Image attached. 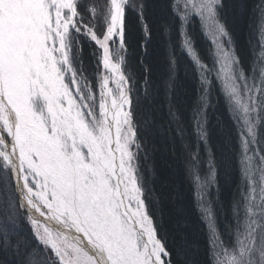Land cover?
<instances>
[{
    "label": "snow or ice",
    "instance_id": "6c2138e0",
    "mask_svg": "<svg viewBox=\"0 0 264 264\" xmlns=\"http://www.w3.org/2000/svg\"><path fill=\"white\" fill-rule=\"evenodd\" d=\"M224 7L223 0H0V264H199L179 193L156 187L148 163L151 67L141 60L137 76L129 62L130 18L147 41L155 10L178 26L205 90L213 75L221 85L239 132L243 189L227 240L205 199L225 161L210 152L202 181L199 152L189 157L209 233L204 264H264V0L256 8L259 51L246 67ZM197 18L212 66L185 31Z\"/></svg>",
    "mask_w": 264,
    "mask_h": 264
},
{
    "label": "trees",
    "instance_id": "16d2710c",
    "mask_svg": "<svg viewBox=\"0 0 264 264\" xmlns=\"http://www.w3.org/2000/svg\"><path fill=\"white\" fill-rule=\"evenodd\" d=\"M223 2V22H226L235 51L246 67L253 59L254 51H259V13L256 8L261 0ZM147 23L151 35L145 41L139 21L130 18L129 42L133 47L128 52L132 71L137 76L142 71L141 60L151 67V112L154 123L148 138V150L152 151L150 161L154 166L155 186L174 189L179 193L187 217L188 238L193 242L194 250L199 248V264H204L208 236L200 215L191 205L192 188L187 173V157L193 153L191 147L196 142L193 126L198 109L202 108L205 117L208 146L212 155L217 162L225 161L223 166L219 163L217 166L214 188L216 197L212 203L216 223L221 231L226 227L231 203L240 189L237 134L226 99L214 85V88L208 90L206 103L202 104L203 93L198 72L180 44L178 26H174L171 19L159 10L149 14ZM165 25L169 26L167 32L164 30ZM195 25L190 24L194 50L201 61L208 63L210 46L200 36ZM21 227L27 235V226Z\"/></svg>",
    "mask_w": 264,
    "mask_h": 264
},
{
    "label": "rangeland",
    "instance_id": "374dc122",
    "mask_svg": "<svg viewBox=\"0 0 264 264\" xmlns=\"http://www.w3.org/2000/svg\"><path fill=\"white\" fill-rule=\"evenodd\" d=\"M190 24H192V25H194V24H196L195 26L199 29V31L198 32H200V36L201 37H204V39H205V41L208 43V45L210 46V48H208L209 49V61H208V63H206V64H208L209 66H212L213 64H214V60L210 57V52L211 51H213V49H212V45H211V42H210V38H207V37H205V35H203L202 34V32H203V30H202V27H201V24H200V22H199V19L197 18V19H195V20H192V21H190L189 22V24L185 27V31H187V33L189 34V36L191 37V39H192V34H191V27H190ZM190 29V30H189ZM198 32H196V33H198ZM198 35V34H197ZM179 39H180V44L182 45V39L179 37ZM193 42V41H192ZM183 47V46H182ZM91 47H89L88 49H87V51H86V53H85V56L87 57L88 55H89V53L91 52ZM183 50H184V52L186 53V55L190 58V60L192 61V58L190 57V55L187 53V51L184 49V47H183ZM194 54H196V51L194 50ZM197 55V54H196ZM203 62V61H202ZM192 63H193V61H192ZM205 63V62H204ZM194 64V63H193ZM85 66L86 67H91V62L90 61H88L87 59H86V61H85ZM195 66V65H194ZM198 76H199V80H200V75L198 74ZM200 84H201V80H200ZM215 86V88L218 90V93H220V94H222L223 96H224V94H223V92H222V90H221V85L216 81V79H215V77H214V75L213 76H211L210 77V84L207 86V88H206V90H205V86L204 85H202L201 84V88H202V93H203V105L206 103V98H207V95H208V90L210 89V88H214V86ZM224 98H225V96H224ZM226 99V98H225ZM226 102H227V105H228V108H229V104H228V101L226 100ZM229 111H230V108H229ZM230 117H231V121H232V124H233V126H234V128H235V130H236V143H237V145H238V150H237V153H238V155H237V158L239 159V143H240V141H239V132H238V127H237V125L234 123V120H233V118H232V113H231V111H230ZM197 121H199L200 122V124L203 126V128H204V130L206 131V133H207V130H206V123H205V117H204V115H203V111H202V108H200V109H198V111H197V116H196V118H195V121H194V126H193V130L195 131L194 133H195V140H196V142H195V144H193V146L191 147L192 148V152L194 153V152H199V155H200V159H201V161H202V164H201V166H200V177H201V180L202 181H207L208 180V178H209V167H208V158H209V153L211 152L210 151V148H209V146H208V140H207V142L206 143H201L200 142V140H199V138H198V136H197ZM149 153H150V156H152V151H149ZM190 157V156H189ZM189 157H187V163H188V161H189ZM150 159H151V157L149 158V161H148V163L150 164V166L153 168V178L155 177V172H154V166L151 164L152 162L150 161ZM238 175L240 176V178H241V175H240V172H239V167H238ZM189 178V177H188ZM190 180V179H189ZM240 183H239V185H240V189H239V193H238V195H237V197L234 199V202L232 201V203H231V210H230V216H229V219H228V222L226 223V227H224L223 228V231H221V230H219L218 229V226H217V229H218V231L220 232V234H221V236H222V238L223 239H225V240H227V231H231V230H233V227H234V224H235V221H234V217H233V205L240 199V195H241V191H242V189H243V181H242V178H241V180H238ZM190 186H191V188H192V190H191V194H192V201H191V205H192V207L195 209V210H197V212H198V214L200 215V221L202 222V224L204 225V227H205V229H206V233H207V236L209 235V233H208V230H207V227H206V222H205V220H204V217H203V215H202V213H201V210H200V206H199V204H198V199H199V195H198V193L195 191V189H194V186L192 185V183H191V181H190ZM214 188H215V183H213V184H211V185H209L208 187H207V189H206V192H207V195H206V197H205V199L207 200V202H208V204L210 205V207L212 208V211H213V213H214V210H213V201H215V197H216V192H215V190H214ZM239 188V187H238ZM214 216H215V214H214ZM216 219V218H215ZM216 225H217V223H216ZM227 230V231H226ZM208 238V237H207Z\"/></svg>",
    "mask_w": 264,
    "mask_h": 264
}]
</instances>
